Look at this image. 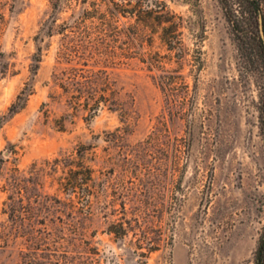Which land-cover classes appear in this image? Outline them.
<instances>
[{
	"label": "rangeland",
	"instance_id": "rangeland-1",
	"mask_svg": "<svg viewBox=\"0 0 264 264\" xmlns=\"http://www.w3.org/2000/svg\"><path fill=\"white\" fill-rule=\"evenodd\" d=\"M61 1L55 13L52 0H0V264H254L264 226V0H160L181 24L173 49L160 32L151 45L149 30L139 34L169 77L167 93L137 58L64 57L57 29L84 7ZM127 47L121 37L117 54ZM101 69L115 109L92 113L75 79ZM56 159L91 168L89 190L65 191ZM16 168L36 200L22 235L5 212ZM124 217L153 221L159 249L137 245L139 229L110 234Z\"/></svg>",
	"mask_w": 264,
	"mask_h": 264
},
{
	"label": "trees",
	"instance_id": "trees-1",
	"mask_svg": "<svg viewBox=\"0 0 264 264\" xmlns=\"http://www.w3.org/2000/svg\"><path fill=\"white\" fill-rule=\"evenodd\" d=\"M220 1L224 5H228L231 2V0ZM245 1L251 5L256 3L254 0ZM61 2V0H52L55 13L62 11ZM81 4H83L81 6L84 8L81 9L78 17L70 26L64 27L62 25L57 29L58 33L61 31L67 40L60 53L70 60H83L84 65H88L89 61L96 64L100 61L115 63V59L119 56L122 59L137 58L146 64L148 70L156 72V79H158L162 89L167 93L169 86L167 79L169 77L163 73L158 74V71L163 70L158 67L152 52L143 51L145 41L140 39L141 34H139L140 28L149 30L151 36L146 41H149V45H151L153 34L160 32V37L168 46V49H173L175 39L179 38L181 24L175 21L176 15L167 8L165 2L160 0H91L87 4V0H82ZM259 14L258 10L254 8L252 15L258 16ZM122 17L133 20V23L126 25V22H123V27H120L119 22ZM92 30L93 33L94 30L96 31L95 36H93ZM54 31V25H49L45 33L51 36ZM121 37H125V43L128 44V47L124 48L121 54H117V43L121 40ZM140 40L141 42H139ZM41 49V46H38V50ZM39 57L41 56H38L37 60H40ZM91 73L92 75L90 76H86L83 73L78 74L85 80L75 79V89L78 91L79 98L78 104L92 113H96L102 104H108L110 108L115 109V91L111 87L112 84L109 81L106 70H92ZM23 106V104L19 107L14 105L11 114L18 112ZM261 121L264 136V112ZM59 166L62 167L64 173L60 177V184L65 191L73 193L77 192L78 189L89 190L93 180L91 168L81 162L70 159H56L54 168L57 169ZM16 172L13 181L10 183L12 193L8 196V201H6L5 212L9 213L13 222V233L22 235L21 233L26 231V225L28 224L26 215L35 209L33 203L36 200L34 199V193H32L34 189L31 186L34 183L32 178L19 175V168H16ZM136 210H139V208H136ZM152 222L149 219L141 220L136 218L133 220L124 217L111 223L108 232L114 234L116 238L123 239L130 231L135 232L139 229L143 234V238L138 239L137 245L141 248L146 247L147 252H152L159 249L162 241L160 236L158 238L148 236ZM30 224L32 223L30 222ZM0 232L2 234L4 230L0 229ZM147 252H143V254H147ZM254 264H264V226L254 253Z\"/></svg>",
	"mask_w": 264,
	"mask_h": 264
},
{
	"label": "water",
	"instance_id": "water-1",
	"mask_svg": "<svg viewBox=\"0 0 264 264\" xmlns=\"http://www.w3.org/2000/svg\"><path fill=\"white\" fill-rule=\"evenodd\" d=\"M259 25H260V36H261L262 43L264 46V24H263V19L261 15L259 17Z\"/></svg>",
	"mask_w": 264,
	"mask_h": 264
}]
</instances>
